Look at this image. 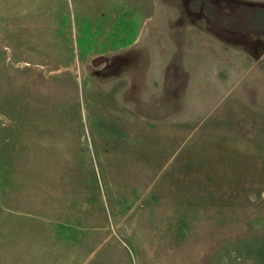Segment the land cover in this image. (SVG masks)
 <instances>
[{"label": "rangeland", "instance_id": "1", "mask_svg": "<svg viewBox=\"0 0 264 264\" xmlns=\"http://www.w3.org/2000/svg\"><path fill=\"white\" fill-rule=\"evenodd\" d=\"M151 237L264 264V0H0V264Z\"/></svg>", "mask_w": 264, "mask_h": 264}, {"label": "crops", "instance_id": "2", "mask_svg": "<svg viewBox=\"0 0 264 264\" xmlns=\"http://www.w3.org/2000/svg\"><path fill=\"white\" fill-rule=\"evenodd\" d=\"M155 237H151L152 239V247L147 246V249H143L142 251H147L145 256H142L141 258V264H175V261L173 260V255L175 254L176 257L180 256L179 254L181 253V244L180 241H182V238L178 240L174 239H169V237H166V241H163L162 239ZM140 241L139 243L145 242L144 236H141L137 239ZM178 241V242H177ZM163 244V246H162ZM126 249V248H125ZM123 249L125 252L124 257L121 261V264H136L137 259H133V256H131L130 251L128 249ZM122 254V252H121ZM122 254V255H123ZM109 256L108 259L105 260L104 264H118L115 263L114 257L115 254L114 252L106 254ZM117 262V261H116ZM177 263V262H176ZM137 264H140L137 261Z\"/></svg>", "mask_w": 264, "mask_h": 264}]
</instances>
